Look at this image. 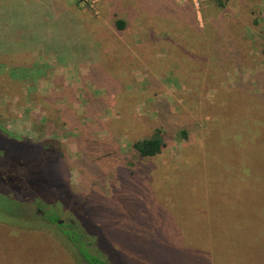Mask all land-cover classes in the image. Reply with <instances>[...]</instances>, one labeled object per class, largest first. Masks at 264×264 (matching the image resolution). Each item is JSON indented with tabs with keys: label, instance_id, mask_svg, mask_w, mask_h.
Here are the masks:
<instances>
[{
	"label": "rangeland",
	"instance_id": "obj_1",
	"mask_svg": "<svg viewBox=\"0 0 264 264\" xmlns=\"http://www.w3.org/2000/svg\"><path fill=\"white\" fill-rule=\"evenodd\" d=\"M19 1L35 26L12 37L2 12ZM54 2L0 0V130L57 136L63 176L83 205L57 232L53 207L33 210L42 169L16 173L22 160L34 172L41 148L1 139L0 264H87L70 221L102 235L114 264H264V0H151L135 11L141 28L128 8L102 16L74 0L94 14V53L79 46L73 56L74 42L57 34L72 20L57 23ZM12 38L22 45L2 48ZM157 128L165 148L141 157L133 143ZM22 177L35 186L30 197Z\"/></svg>",
	"mask_w": 264,
	"mask_h": 264
},
{
	"label": "trees",
	"instance_id": "obj_2",
	"mask_svg": "<svg viewBox=\"0 0 264 264\" xmlns=\"http://www.w3.org/2000/svg\"><path fill=\"white\" fill-rule=\"evenodd\" d=\"M213 1H215L217 5L224 7L229 0ZM6 6L10 7L11 11V14L7 18L9 19L8 22L11 24L12 37L16 34V31L19 30V28L24 27L23 29H25L27 33L32 32V27L35 26V23L30 22L33 15L31 14V12H28L27 6L22 4L20 1L12 2L10 3V5L7 4ZM37 12L38 11H35L34 14H37ZM125 26L126 22L124 20L117 21V27L119 30H123ZM21 45L22 44H19L17 40H13L12 38L11 41H5V45H3L2 48L4 47L6 48V50H8V48L14 50L16 48H19ZM4 132L5 131L0 130V140L13 139L14 141H18L22 144L28 145L29 147L27 148H41L42 153L37 156V161H34L35 164L31 163L34 172L30 173L28 171L30 163H25L24 160H22L23 164H21L20 167H22L23 170H17L16 173L19 174L18 171H25L27 175H33L39 173L40 169H42L41 180L43 182L39 178L37 179V181L40 183V195L43 191V194L41 195L43 199L38 197V201L35 202L34 200H32L33 210L35 213H37V211L38 213L43 211V214H47L46 211H49V209L53 207L54 211L57 212H54L53 218H51L50 222L54 223L52 226H55L58 232L59 230H61V223L59 222V220L61 219L62 215L66 214L73 220L75 214L74 212L76 210L72 209V207L74 208L78 205L77 208H80L81 205H83V203L75 200V195L71 191L69 184L64 178L63 172L60 168L62 157L64 156V150H62L61 142L57 140V136L53 137L47 135L46 138L38 142H34L32 140H22L17 137L9 136ZM165 146L166 140L160 128H157L151 136L145 137L143 139H138L133 143V149L143 158L161 154ZM86 148H91V145L88 144ZM84 155H86V158L88 156H92L89 150H84ZM7 161V153H3V150H0V170H2L3 173L0 176V180L4 175H6V173H8L6 170ZM27 180L28 179L23 177L20 178L19 188L22 195L25 193L24 195H29L30 197L35 192V186H30L29 184H26L24 187L21 186L22 181L26 182ZM10 194H12L13 197H15L16 195L14 191L10 192ZM21 194H18L17 196L22 197ZM35 209H37V211H35ZM39 215L36 216L42 219L43 216ZM44 217H46V215ZM64 225L66 227H69V230L73 232L70 239L73 242V245H75L76 248L80 250L82 261L87 264H114L113 258L109 256V254L104 252V246H106L107 244L105 243V238L102 235H100L97 239L90 238L88 232L75 226V221L74 223L73 221L64 223ZM62 229L66 230L67 228ZM155 242L157 243L158 247L157 251L162 258H165L164 254H167L165 248H162L158 244V241L155 240ZM172 258L173 257L171 256V259ZM162 262L165 264L170 263V261H167L166 258L165 261Z\"/></svg>",
	"mask_w": 264,
	"mask_h": 264
},
{
	"label": "crops",
	"instance_id": "obj_3",
	"mask_svg": "<svg viewBox=\"0 0 264 264\" xmlns=\"http://www.w3.org/2000/svg\"><path fill=\"white\" fill-rule=\"evenodd\" d=\"M54 1H57V23L62 21L63 19L62 17H64L65 19L72 20V21H65V23H68V25L64 26L65 30H62L63 28L61 27L60 29L57 28V34H61V38L66 39L67 42L68 41H72L71 43L74 42L72 47L68 49V55L73 56L78 54L80 50L76 48L79 46H84V48L82 49L83 51L84 49L86 50L87 55L91 54L93 51H91V49H89L88 46H92V45L88 43L86 37L89 38L90 36L87 30L90 31L89 24L92 23L91 17H94V14L92 12L90 13L89 11L90 9L88 7L78 6L77 3H74V0L73 2L71 0H53V2ZM150 1L151 0H117L114 2V0H92L89 2L93 6H95V9L97 10L96 13H99L100 15L102 14V16H104L105 14L115 15L116 13L123 11L124 9H126L124 11H127L128 8L132 14H135L136 27L141 28L144 22L142 21L140 26L139 24L137 25V15L135 11L139 10V4H141L142 6L148 5ZM162 1L164 2L165 0ZM168 1L170 4L178 5V3L181 0H168ZM131 6H134V8ZM106 10L108 11V13H105ZM80 11L84 12V14H88V17L82 14L77 15V12ZM2 14L6 16L7 20H9L7 17L11 14L10 7H7L5 5ZM61 38H58V40Z\"/></svg>",
	"mask_w": 264,
	"mask_h": 264
},
{
	"label": "built area",
	"instance_id": "obj_4",
	"mask_svg": "<svg viewBox=\"0 0 264 264\" xmlns=\"http://www.w3.org/2000/svg\"><path fill=\"white\" fill-rule=\"evenodd\" d=\"M85 1H90V0H85Z\"/></svg>",
	"mask_w": 264,
	"mask_h": 264
},
{
	"label": "water",
	"instance_id": "obj_5",
	"mask_svg": "<svg viewBox=\"0 0 264 264\" xmlns=\"http://www.w3.org/2000/svg\"><path fill=\"white\" fill-rule=\"evenodd\" d=\"M61 222V220H59Z\"/></svg>",
	"mask_w": 264,
	"mask_h": 264
}]
</instances>
